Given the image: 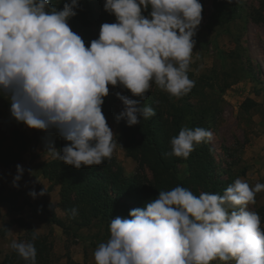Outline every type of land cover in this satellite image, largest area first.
Masks as SVG:
<instances>
[{
    "label": "trees",
    "instance_id": "trees-1",
    "mask_svg": "<svg viewBox=\"0 0 264 264\" xmlns=\"http://www.w3.org/2000/svg\"><path fill=\"white\" fill-rule=\"evenodd\" d=\"M159 0H0V33L4 46L0 56L7 86L15 96L11 102L26 103L28 116L38 118L60 134L53 142L57 158L38 166L40 175L52 187L59 188L58 207L64 218L48 209L50 223L64 234L76 233L93 222L106 231L116 230L132 240L128 247L103 254L99 264H145L152 255L164 250L173 262L183 253L177 237L182 213L192 207L212 206L217 212L230 204L234 247L233 264H264L262 232L264 208L260 221L250 220V229L243 236L238 230L241 193H236V176L221 171L213 154L208 131L220 112L214 99L212 83L188 79L173 92L147 91L144 95L125 94L129 110L119 109L118 136L127 157L146 169L151 179L135 173L126 176L117 161L104 154L103 146L111 139L108 119L112 116L102 98H96L91 82L96 75L116 72L115 67L95 62L93 71L84 74L72 64L69 44H50L57 32L58 9L68 19L74 35L84 44L101 43L96 33L112 25L113 6L128 5L137 22L148 18L152 29L161 27L156 6ZM230 0H213L206 29L215 31L235 18ZM134 32L136 28L133 27ZM134 71L145 58L137 33ZM98 68V71H97ZM5 86V87H7ZM264 92V88L262 89ZM256 106L246 99L241 110ZM100 118L97 124L92 115ZM8 143H4L7 142ZM27 143L18 133L0 139V167L9 169L21 162ZM180 167H184L181 171ZM0 229V240L3 236ZM243 250V252L241 251ZM65 264L78 263L66 255ZM47 235L27 232L25 245L18 243L2 256L0 264H58Z\"/></svg>",
    "mask_w": 264,
    "mask_h": 264
},
{
    "label": "rangeland",
    "instance_id": "rangeland-1",
    "mask_svg": "<svg viewBox=\"0 0 264 264\" xmlns=\"http://www.w3.org/2000/svg\"><path fill=\"white\" fill-rule=\"evenodd\" d=\"M212 3L213 0H159L156 11L162 25L156 30L148 18L141 22L131 18L133 10L128 5L113 6L112 25L107 23L96 33L100 48L86 45L74 35L65 12L59 8L57 32L50 44L68 42L70 60L84 74L96 71H89L95 62L115 67L116 72L96 75L91 85L95 97L104 99L112 114L108 119L111 142L103 146L104 154L114 158L126 176L138 173L151 179L146 169L126 156L117 140L115 113L129 110L125 89L144 95L159 89L173 92L188 79L212 83L213 89L205 92L213 93L220 112L210 126L208 138L215 160L225 173L223 178L228 174L236 176L233 188L241 193L242 202L237 228L245 236L250 220L260 221L264 208V0H230L228 9L235 8L234 20L208 31L206 23ZM5 33H0V56ZM135 33L140 37L145 58L137 71L133 69ZM7 85L0 60V139L7 140L11 133H18L27 143L21 162L9 169L0 167V229L4 234L0 240L1 255L8 254L12 245L24 246L30 230L49 237L58 264H65L66 255L83 264H99L103 254L130 246L129 237L116 230L106 231L97 222L78 231L75 237L64 234L50 223L47 214L50 209L63 219L59 207L56 213L54 206L18 190V166L30 158L26 167L35 172L41 163L56 159L53 142L60 134L40 119L30 118L28 104L12 103L15 92ZM246 99L256 106L243 112L241 105ZM92 118L101 123L99 116L93 114ZM180 168L182 171L184 167ZM230 207L225 204L217 212L212 206H194L189 214L182 213L176 233L183 253L173 262L171 256L159 250L145 264H233L237 256L228 253L234 247L230 240ZM261 231L254 235L264 239V224Z\"/></svg>",
    "mask_w": 264,
    "mask_h": 264
},
{
    "label": "crops",
    "instance_id": "crops-1",
    "mask_svg": "<svg viewBox=\"0 0 264 264\" xmlns=\"http://www.w3.org/2000/svg\"><path fill=\"white\" fill-rule=\"evenodd\" d=\"M30 161L31 159L29 158L26 164L18 166V190L25 192L26 195L33 200L38 199L50 206H54L57 213V210H59L58 187H52L51 184L40 175L38 170L34 172L31 168L28 169L26 165L29 164ZM34 163H36V161H34ZM75 261L81 263L79 260Z\"/></svg>",
    "mask_w": 264,
    "mask_h": 264
}]
</instances>
